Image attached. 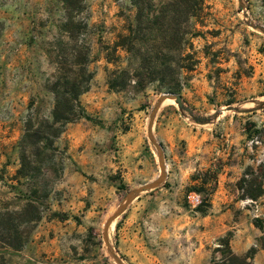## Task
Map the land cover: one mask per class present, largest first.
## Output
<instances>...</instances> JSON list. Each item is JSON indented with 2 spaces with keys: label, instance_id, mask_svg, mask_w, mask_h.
Returning a JSON list of instances; mask_svg holds the SVG:
<instances>
[{
  "label": "rangeland",
  "instance_id": "rangeland-1",
  "mask_svg": "<svg viewBox=\"0 0 264 264\" xmlns=\"http://www.w3.org/2000/svg\"><path fill=\"white\" fill-rule=\"evenodd\" d=\"M173 1L86 0L83 40L94 73L81 97L86 115L57 140L61 169L57 174L44 169L37 179L42 219L22 229L28 239L22 250L0 248L5 264H118L106 242V224L131 192L162 174L149 122L159 97L174 92L160 75L144 89L131 82L112 90L114 70L179 71L196 61L192 71L179 72L175 94L204 117L264 101V32L249 24L264 26V0H205L204 17L186 23L170 7ZM141 12L149 30L141 37V51L159 58L130 60L119 49L120 59L109 62L108 50L138 25ZM63 20L60 0H0V211L21 209L32 190L30 181L13 180L19 142L29 118H51L54 95L48 86L57 73V44L67 40L59 29ZM171 24L185 33L181 51L163 50L158 39V30ZM183 51L193 60L182 61ZM153 134L164 150L166 178L138 195L110 225L108 240L122 262L264 264V197L258 203L238 201L236 190L245 169L264 161V108L196 122L168 100ZM209 171L218 172V181L209 185L211 207L202 214L197 208L206 195L192 189L200 184L193 176L204 178ZM190 194L201 203H190ZM226 238L232 253L246 262H231Z\"/></svg>",
  "mask_w": 264,
  "mask_h": 264
},
{
  "label": "trees",
  "instance_id": "trees-1",
  "mask_svg": "<svg viewBox=\"0 0 264 264\" xmlns=\"http://www.w3.org/2000/svg\"><path fill=\"white\" fill-rule=\"evenodd\" d=\"M64 12V20L60 26L61 35L66 41L58 42V54L56 57L57 73L53 82L48 86L49 91L54 95V105L50 119H42L36 122L29 118L25 125L24 135L19 142L20 167L13 180L21 185L23 179L32 184V190L26 203L19 210L0 211V245L1 249L10 248L15 251L22 250L28 239L23 232L25 226L37 223L42 219V212L38 206L36 196L40 193V184L37 183L38 176L44 169L48 172L58 173L61 169L57 163L59 148L56 146L57 140L65 132L66 127L84 118L86 111L81 101V97L86 94L94 78V73L89 70L91 49L83 40L88 24L81 15L85 8L86 0H60ZM205 0H174L169 3L175 8V13H181L185 17V23L190 17L201 19L204 17ZM146 15L143 12L138 17V25L128 28V34L119 35L118 41L107 52L106 59L109 62H116L120 59L117 52L125 49L130 55V60L139 58L145 62L147 59L154 60L150 53L144 54L141 51V37L149 34L148 28H144ZM159 20V19H158ZM150 22V21H149ZM171 22V21H170ZM175 24L169 25L166 29L161 27L158 30V39L161 40L163 50L181 51L185 40L184 34L179 29L176 31ZM153 34V30H151ZM193 60L190 53L181 54L182 61ZM196 61L191 64L182 65L178 70L166 68L163 71L155 69L126 68L114 70L109 79L112 90H123L135 83L137 89H144L146 81H154L156 75H160L161 81L167 86L169 92H178L179 72L181 70L192 71ZM168 77V78H167ZM136 79V80H135ZM259 133V132H258ZM59 161V162H57ZM58 167V168H57ZM212 173V174H211ZM218 172H207L204 178L193 176L194 181H200L192 189L200 194H205L201 205L197 211L205 214L211 207L209 185L211 181L217 184ZM238 201H251L258 203L264 197V161L257 165H249L240 180L236 183ZM257 227H262L259 219L255 220ZM224 245L229 250L231 262L246 260L234 255L229 247L228 238L223 240ZM0 264H5V256L0 253Z\"/></svg>",
  "mask_w": 264,
  "mask_h": 264
},
{
  "label": "water",
  "instance_id": "water-1",
  "mask_svg": "<svg viewBox=\"0 0 264 264\" xmlns=\"http://www.w3.org/2000/svg\"><path fill=\"white\" fill-rule=\"evenodd\" d=\"M249 24L253 28L261 30L262 32H264V26L259 25V24H254L252 22H250ZM168 100L175 101V103L178 105L179 109L182 112H187L193 118V120H195L196 122L213 121V120H216L220 115H224V113H226V112L247 113V112H252V111L264 108V101L258 102L256 104V106H254L252 108H244V107H241V106H227L226 108L222 109L221 111H219L218 113L214 114L211 117H204V116L197 115L191 108L186 106L182 96L179 95V94L165 93V94H162L159 97V99L157 100V102L154 105V108H153V111H152V114H151L148 132H149V138H150L151 142L158 149L160 166H161V169H162V174L156 180H154V181H152L150 183H147L144 186H142L141 188L131 192L129 194V196L127 197V199H126L125 203L123 204V206H121L119 208V210L108 220V222L106 224V230H105V232H106V242L108 244L109 251H110L111 255L113 256V258L116 260V262L118 264H124V263L118 257V255L112 249V247H111V245L109 243V240H108V229H109L110 225L112 224V222L115 219L120 217L126 211V209L130 206V204L138 197V195H140L143 192H146V191H149V190H153V189L161 186L163 184V182L165 181V178H166V165L164 163V150H163L162 146L160 145V143L158 142V140L154 137L153 126H154V121H155V118L157 116L158 111L164 105V103H166V101H168Z\"/></svg>",
  "mask_w": 264,
  "mask_h": 264
},
{
  "label": "built area",
  "instance_id": "built-area-1",
  "mask_svg": "<svg viewBox=\"0 0 264 264\" xmlns=\"http://www.w3.org/2000/svg\"><path fill=\"white\" fill-rule=\"evenodd\" d=\"M188 199H189V202L194 204L195 206H197L201 203L199 196H197L196 194H190L188 196Z\"/></svg>",
  "mask_w": 264,
  "mask_h": 264
},
{
  "label": "crops",
  "instance_id": "crops-1",
  "mask_svg": "<svg viewBox=\"0 0 264 264\" xmlns=\"http://www.w3.org/2000/svg\"><path fill=\"white\" fill-rule=\"evenodd\" d=\"M72 148H73V147H72ZM71 152H72V154H73V149H70V153H71ZM74 155H76V152H74ZM74 155H73V156H74ZM81 155H82V154H80L78 157L81 158ZM78 157L76 156V159H77ZM79 158H78V161H82V160H80ZM82 158H83V157H82Z\"/></svg>",
  "mask_w": 264,
  "mask_h": 264
}]
</instances>
